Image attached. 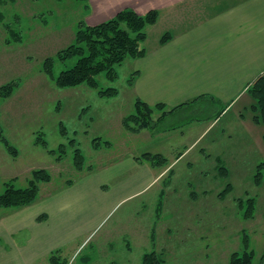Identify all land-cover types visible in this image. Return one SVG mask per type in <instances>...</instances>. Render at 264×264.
Wrapping results in <instances>:
<instances>
[{
	"label": "rangeland",
	"instance_id": "1",
	"mask_svg": "<svg viewBox=\"0 0 264 264\" xmlns=\"http://www.w3.org/2000/svg\"><path fill=\"white\" fill-rule=\"evenodd\" d=\"M13 1L0 0V10L4 13L0 20V86L12 80L19 82L10 97L0 99V132L3 134L0 138V193L5 190L7 181L16 178V186L25 187L33 170L45 168L52 179L39 183V196L29 208L39 212L47 207L49 195L80 174L74 165L77 146L85 154L86 165H95L99 152H109L111 145L113 151L117 150L123 142L130 140L133 132L127 129L126 137H123L122 122L135 109L129 104L130 95L126 93L129 92L126 80L131 77L132 69L131 61L126 60L117 67V79L108 80L104 74L98 76L100 86L118 88L120 93L117 95H102L88 84L60 88L42 70V61L50 56L56 58L55 76L74 63V60L59 61L57 52L73 43L79 21L87 23L90 1ZM5 24L21 33V39L14 40ZM161 28L162 24L146 28L150 37L147 44L155 43ZM203 107V112H198L195 117L204 121L214 118L219 109V105ZM236 111L237 107L229 110L213 130L205 133L206 139L192 148L188 158L201 152L207 156L206 162L195 164L187 171L188 158L182 162L177 160L172 182L168 181V176L161 180L160 185L166 189L177 187L176 194L169 197L173 200L172 206H163L162 211L155 209L153 203L157 204L158 200H151L150 196L158 186L152 187L148 193L116 206L88 236L75 241L80 243L78 246L74 242L61 249V259H67V264H145L144 255L155 251L165 260L163 264H228L234 251L242 252L243 237L248 234L253 239L250 244L257 253L255 261L258 263V257L262 255L259 252L264 251V167H259L264 163L263 137L253 135L249 138L242 135V131L232 133L235 136L224 138L221 144L223 156L228 159L223 164L229 170V176L226 177L220 168L217 171L210 168L205 175L200 172L202 167H210L213 163L206 153L211 150L206 148L203 152L202 147L218 131L224 132L225 120L238 114ZM241 111V118L251 116L249 110L241 108ZM177 121L181 123L172 118L170 126L180 129ZM261 125L258 128L264 132V122ZM174 130L170 134L177 137L178 130ZM96 137L102 141L98 145L102 150L93 147L92 140ZM41 138L54 154L46 151ZM172 142L170 148L163 149L169 160H174L185 150V142ZM61 144L66 149L62 147L61 150ZM10 146L13 152L8 148ZM143 148L154 151L150 144ZM116 150L114 152L118 153ZM233 151H239L241 159L238 156L229 160L228 155ZM187 183L191 184L190 189ZM229 183L233 189L220 196ZM191 191L194 193L190 194ZM252 197L257 200L255 210L251 216H246L250 206L248 199ZM239 199H243L244 206ZM16 209L0 207V224L11 222L17 216ZM42 215L45 213L39 217ZM147 228L151 230L149 234ZM256 231L259 233L257 238L254 237ZM29 232L31 230L22 231L23 234ZM7 240L12 244L11 237H6ZM29 264L51 262L50 258L43 257Z\"/></svg>",
	"mask_w": 264,
	"mask_h": 264
},
{
	"label": "crops",
	"instance_id": "2",
	"mask_svg": "<svg viewBox=\"0 0 264 264\" xmlns=\"http://www.w3.org/2000/svg\"><path fill=\"white\" fill-rule=\"evenodd\" d=\"M89 1L90 14L86 19L93 26L115 17L125 8H132L141 15L153 9L159 11L155 23L162 24L159 37L155 43L147 44L148 36L143 57L127 59L135 76L132 84L126 80L129 86L126 93L130 95L129 104L134 107L139 98L152 106L163 103L167 108H178L160 120L162 126L130 132L131 142L125 141L117 150L115 148L118 153L113 151L112 145L109 152H99L96 166L85 164L84 171L80 170L76 178H70L59 191L46 198L47 207L41 211L29 209L32 204L17 208V216L11 222L0 224V264H29L49 258L55 251L88 236L116 206L148 193L152 187L158 186L150 196L151 200H158L157 204L153 203L155 209L162 211L163 206H172L173 200L169 197L176 194L177 187L166 189L160 185L161 180L168 176V181L172 182L177 160L182 162L188 158L192 148L206 139L205 133L213 130L235 107L238 114L225 120L224 132L218 131L202 147L203 152L206 148L211 150L206 153L213 160L210 167H202V175L210 168L217 171L219 161L228 160L223 156L221 144L224 138L235 136L232 133L242 131V135L249 138L258 135L264 139L263 130L258 128L262 125L253 119L250 107L254 99L248 93L250 83L264 72V0ZM166 33L170 37L162 43L161 38ZM195 99L199 101L182 106ZM204 105H219L214 118L204 121L195 117L203 112ZM241 108L249 110L251 116L241 118ZM155 115L158 117L159 112ZM172 118L180 120L181 123L177 121L180 129L170 126ZM122 127V136L126 137L123 122ZM172 129L178 130L177 137L171 136ZM172 140L185 142V150L169 160L163 149L170 148ZM147 144L154 151H146L143 147ZM148 152L160 153L168 162L154 165L143 157ZM238 156L241 159L239 151H233L228 158L234 160ZM206 161L207 156L196 152L186 161L185 170L190 171L195 164ZM190 186L188 184L189 189ZM41 213L46 215L43 220L38 219ZM26 230L31 232L23 234ZM149 231L147 228L148 234ZM255 234L257 238L259 233ZM6 237L12 238V244ZM263 252L260 250L259 254Z\"/></svg>",
	"mask_w": 264,
	"mask_h": 264
},
{
	"label": "trees",
	"instance_id": "3",
	"mask_svg": "<svg viewBox=\"0 0 264 264\" xmlns=\"http://www.w3.org/2000/svg\"><path fill=\"white\" fill-rule=\"evenodd\" d=\"M9 1V0H8ZM15 1V0H14ZM13 1V2H14ZM87 2V0H78ZM4 13L0 10V20H3ZM159 18V11L153 9L147 13L139 14L132 8H125L118 12V14L108 19L107 21L96 24L95 26L87 24L85 20H81L77 23L78 27L75 32V39L73 43L62 48L57 52V58L59 61H73L74 63L63 69L58 76L53 73V68L56 63V58L50 56L42 61V70L52 77L60 88L63 87H75L79 85H86L95 88L102 95H117L119 94L118 88L110 86L103 88L98 82V76L104 74L108 80H115L118 77L117 67L129 58H141L143 57L147 49L143 43L148 38L146 28L157 23ZM7 31L10 32L14 40L21 39V33L10 28V25L5 24ZM169 34L166 33L161 38V42L165 43L169 39ZM11 42V39H8ZM135 72L128 78L129 84L133 83ZM19 87L17 80H12L6 84L0 86V99L10 97L16 88ZM248 93L254 99L251 104V111H253V119L255 122L263 124L264 122V72L258 75L250 85L248 86ZM199 101V99L192 100ZM135 109L132 113L126 115L123 124L131 132H139L144 129L158 128L160 120L164 119L167 114L175 111L178 107L167 108L163 103H159L156 106H152L143 102L141 99H136ZM159 112L158 117L155 113ZM1 129V128H0ZM3 134L0 132V138ZM5 144L9 146L8 141L3 138ZM94 147L101 144L100 137H96L93 140ZM41 143L45 146L47 151L54 154V150L48 148V143L41 138ZM107 144H111L110 141H106ZM76 145V144H75ZM12 146L8 147L9 149ZM65 148L64 144H61L60 149ZM12 149V148H11ZM10 149V150H11ZM66 149V148H65ZM12 152L14 151L11 150ZM74 165L77 169L83 170L86 167L85 154L79 146L74 150ZM62 157V156H61ZM144 158L152 162L154 165H160L166 162V158L162 154H154L152 152L145 153ZM264 167L262 163L259 167ZM224 172L225 176H229V170L223 162L219 161L218 169ZM260 172L256 175L259 179ZM51 174L47 169H35L32 171V177L28 180V184L25 187H18L14 183L16 178L7 181L5 190L0 193V207L4 208H19L32 204L37 200L40 193V182L51 181ZM233 189L232 183L227 184L225 191L220 192V196L230 192ZM224 193V194H223ZM249 207L245 212L248 216L255 210L256 199L254 197L249 198ZM239 203L244 206L243 199H239ZM46 215L40 216L38 219L43 220ZM61 250L55 251L50 255L51 264H67V259L62 260L59 254ZM145 264H163L164 259L162 256L156 254L155 251L144 255ZM257 257L256 251L251 248L248 234L243 237V249L242 252L234 251L232 253L228 264H264V252L258 257V263L255 258Z\"/></svg>",
	"mask_w": 264,
	"mask_h": 264
}]
</instances>
